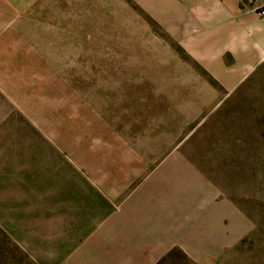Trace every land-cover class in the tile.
I'll use <instances>...</instances> for the list:
<instances>
[{
	"label": "crops",
	"instance_id": "crops-1",
	"mask_svg": "<svg viewBox=\"0 0 264 264\" xmlns=\"http://www.w3.org/2000/svg\"><path fill=\"white\" fill-rule=\"evenodd\" d=\"M32 1L0 0V6L12 23L24 20ZM147 3L163 14L156 45L164 50L163 57L149 56L148 69L77 73L68 66L70 116L98 125L102 140L121 142L122 150L119 165L102 168L107 176L68 166L43 187L49 196L39 200L21 241L37 264H157L174 247L197 264H214L221 239L229 244L237 231L243 234L235 205L219 199L185 154L173 165L163 148L223 104L264 61V0ZM49 22H35L43 38L38 45H68L60 41V25ZM80 77L83 85L76 84Z\"/></svg>",
	"mask_w": 264,
	"mask_h": 264
},
{
	"label": "rangeland",
	"instance_id": "rangeland-1",
	"mask_svg": "<svg viewBox=\"0 0 264 264\" xmlns=\"http://www.w3.org/2000/svg\"><path fill=\"white\" fill-rule=\"evenodd\" d=\"M37 1L24 20L12 23L0 6V264H37L21 243L22 232L34 225L37 204L50 192L43 187L60 169L87 166L104 177L103 167L119 165L121 142H105L98 125L70 116L68 66L77 73L137 65L146 70L149 56L163 57L158 52L164 51L156 45L162 42L163 14H154L147 0ZM51 20L68 45H38L43 38L35 22ZM83 80L76 78V84ZM163 149L172 153L173 165L185 154L244 221L243 234L237 231L232 243L221 239L213 263L264 264V61L223 104ZM160 264L197 263L171 252Z\"/></svg>",
	"mask_w": 264,
	"mask_h": 264
},
{
	"label": "trees",
	"instance_id": "trees-1",
	"mask_svg": "<svg viewBox=\"0 0 264 264\" xmlns=\"http://www.w3.org/2000/svg\"><path fill=\"white\" fill-rule=\"evenodd\" d=\"M171 252H178L179 254H181L184 259L188 260L189 257L186 255V253H184L180 248L178 247H174L173 249H171L166 255H169ZM165 259V256L157 263L160 264L163 260Z\"/></svg>",
	"mask_w": 264,
	"mask_h": 264
},
{
	"label": "built area",
	"instance_id": "built-area-1",
	"mask_svg": "<svg viewBox=\"0 0 264 264\" xmlns=\"http://www.w3.org/2000/svg\"><path fill=\"white\" fill-rule=\"evenodd\" d=\"M259 13L264 16V7L259 10Z\"/></svg>",
	"mask_w": 264,
	"mask_h": 264
}]
</instances>
